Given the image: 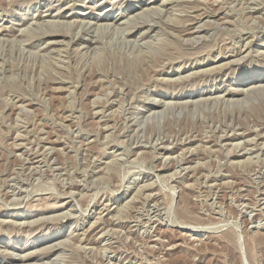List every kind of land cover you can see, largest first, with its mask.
<instances>
[{
	"label": "rangeland",
	"instance_id": "374dc122",
	"mask_svg": "<svg viewBox=\"0 0 264 264\" xmlns=\"http://www.w3.org/2000/svg\"><path fill=\"white\" fill-rule=\"evenodd\" d=\"M263 77L264 0H0V264H264Z\"/></svg>",
	"mask_w": 264,
	"mask_h": 264
},
{
	"label": "bare ground",
	"instance_id": "6f19581e",
	"mask_svg": "<svg viewBox=\"0 0 264 264\" xmlns=\"http://www.w3.org/2000/svg\"><path fill=\"white\" fill-rule=\"evenodd\" d=\"M204 1V0H203ZM252 1V0H251ZM211 2V1H210ZM213 2V1H212ZM206 4V3H205ZM155 5V4H154ZM251 7V6H250ZM182 13V12H181ZM252 13V12H251ZM185 14V13H184ZM49 15V14H48ZM198 17V16H197ZM212 19V18H211ZM212 21V20H211ZM209 22V21H208ZM201 24V23H200ZM222 25V24H221ZM196 27V26H195ZM196 29V28H195ZM198 29V28H197ZM194 30V29H193ZM173 33V32H172ZM54 34H57V33H54ZM194 34V33H193ZM201 37V36H200ZM193 38V37H192ZM190 40V39H189ZM192 40V39H191ZM196 40V39H195ZM72 41V40H71ZM184 41H186V40H184ZM183 41V42H184ZM188 41V40H187ZM69 42V41H68ZM53 43V42H52ZM263 55V54H262ZM149 61V60H148ZM234 61V60H233ZM233 61H230V62H227L224 66H218V68L217 69H215L214 70V74H218V73H220V71H221V69H224V68H226L227 67V65H229V64H232L233 63ZM148 63V62H147ZM102 76V75H101ZM184 78H186V77H184ZM70 80V79H69ZM262 80H264V77L262 78ZM94 82V81H93ZM263 83V82H262ZM172 85V84H171ZM116 86V85H115ZM118 86V85H117ZM60 87V86H59ZM106 87V86H105ZM117 88V87H116ZM68 89V88H67ZM122 89V88H121ZM108 90V89H107ZM122 91V90H121ZM234 93H237V91H233ZM245 93V92H244ZM108 94V93H107ZM240 94V93H239ZM108 96V95H107ZM225 96H231V93L229 92V93H227ZM18 98V97H17ZM95 98V97H94ZM98 98V97H97ZM104 98V97H103ZM225 98V97H224ZM116 99V98H115ZM14 103V102H13ZM8 105V104H7ZM25 105V104H24ZM91 106V105H90ZM17 107V106H16ZM71 108V107H70ZM142 108V107H141ZM116 109V108H115ZM93 111V110H92ZM19 112H21V111H19ZM109 112V111H108ZM111 113H113V112H111ZM96 114V113H95ZM74 115V114H73ZM35 119V118H34ZM27 120V119H26ZM162 121V120H161ZM16 124V123H15ZM20 125V124H19ZM99 127H101V126H99ZM107 127V126H106ZM103 128V127H102ZM106 129V128H105ZM257 129V128H256ZM247 130V129H246ZM250 132V131H249ZM263 132V131H262ZM32 133V132H31ZM236 133V132H235ZM242 133V132H241ZM240 133V136L243 134H241ZM264 133V132H263ZM18 134H19V132H18ZM245 134V133H244ZM227 135V134H226ZM229 135V134H228ZM227 135V136H228ZM237 135V134H236ZM262 135V136H261ZM19 136V135H18ZM234 136H235V134H234ZM230 137L231 136H228L227 138L228 139H230ZM236 137V136H235ZM257 137H259V138H261V137H264V134H262V133H259V134H257ZM128 138V137H127ZM221 138H226V136L225 135H222V136H220V138H219V140L221 139ZM45 139V138H44ZM211 139V138H210ZM148 140V139H147ZM213 140V139H212ZM34 142V141H33ZM207 142V141H206ZM218 142V141H217ZM238 144V143H237ZM244 145V144H243ZM15 146V145H14ZM40 146V145H39ZM51 147V146H50ZM53 147V146H52ZM82 147V146H81ZM231 147V146H230ZM240 147V146H239ZM247 147V146H246ZM254 147V146H253ZM49 148V147H48ZM86 148V147H85ZM168 148V147H167ZM245 148V147H244ZM235 149V148H234ZM246 149H248V147L246 148ZM250 149V148H249ZM262 149V148H261ZM195 150V149H194ZM230 150V149H229ZM239 150V149H238ZM242 150H243V148H242ZM252 150V149H251ZM45 151V150H44ZM52 151V150H51ZM246 151V150H245ZM250 151V150H249ZM48 152V151H47ZM235 152V151H234ZM238 152V151H237ZM242 152V151H241ZM251 152V151H250ZM240 153V152H239ZM46 154V153H45ZM137 154V153H136ZM182 154V153H181ZM181 154H178V155H181ZM192 154V153H191ZM241 154V153H240ZM257 154V153H256ZM233 155H235V156H239L237 153H234ZM259 155V154H258ZM202 156V155H201ZM176 158V157H175ZM213 158V157H212ZM251 158V157H250ZM249 158V159H250ZM257 158V157H256ZM264 158V157H263ZM187 159V158H186ZM179 160V159H178ZM177 160V161H178ZM181 160V159H180ZM207 160V159H206ZM255 160H258V159H255ZM239 161V160H238ZM252 161V160H251ZM176 162V161H175ZM179 162H181V161H179ZM186 162H188V161H186ZM204 162V161H203ZM245 162V161H244ZM254 162V161H253ZM199 163H200V161H199ZM235 163V162H234ZM240 163V162H239ZM252 163V162H251ZM37 164V163H36ZM162 164V163H161ZM198 164V163H197ZM246 164V163H245ZM249 164V163H248ZM38 165V164H37ZM257 165V164H256ZM188 166V165H187ZM186 166V167H187ZM242 166V165H241ZM27 167V166H26ZM162 167H163V164H162ZM162 167H160V168H162ZM191 167H193V166H191ZM195 167V166H194ZM193 167V168H194ZM197 167V166H196ZM201 167V166H200ZM199 167V168H200ZM245 167V166H244ZM190 168V167H189ZM176 169V168H175ZM182 169V168H181ZM186 169V168H185ZM191 169V168H190ZM196 170V169H195ZM198 170V169H197ZM27 171V170H26ZM191 171V170H190ZM176 172V171H175ZM179 172V171H178ZM185 172V171H184ZM189 172V171H188ZM194 172V174H195V171H193ZM187 173V172H186ZM201 173V172H200ZM171 174V173H170ZM169 175V174H168ZM173 175V174H172ZM185 175V174H184ZM201 175V174H200ZM164 176V175H163ZM37 177V176H36ZM161 177V176H160ZM190 177V176H189ZM200 177V176H199ZM223 177V176H222ZM197 178H198V176H197ZM155 179V178H154ZM228 180V179H227ZM224 182V181H223ZM226 183H227V181H226ZM231 183V182H230ZM13 184V183H12ZM210 184V183H209ZM189 186V185H188ZM143 188V187H142ZM141 188V189H142ZM198 190V189H197ZM141 191V190H140ZM87 192V191H86ZM70 196V195H69ZM144 197V196H143ZM154 197V196H153ZM133 199V198H132ZM153 199V198H152ZM15 200V199H14ZM137 200V199H136ZM260 202V201H259ZM4 203V202H3ZM76 203V202H75ZM141 204V203H140ZM152 205V204H151ZM162 207V206H161ZM264 207V206H263ZM120 208V207H119ZM123 208V207H122ZM117 209V208H116ZM121 209V208H120ZM122 210V209H121ZM151 211V210H150ZM123 212V211H122ZM121 212V213H122ZM156 214V213H155ZM119 216V215H118ZM117 217V216H116ZM122 217V216H121ZM189 217V216H188ZM125 220V219H124ZM96 221H98L97 219H96ZM101 222V221H100ZM92 224H94V222H92ZM92 227V226H91ZM145 227V226H144ZM200 227V226H199ZM100 233H101V231H100ZM113 233V232H112ZM122 233V232H121ZM104 235V234H103ZM101 237V236H100ZM103 237V236H102ZM98 238V237H97ZM226 238V237H225ZM230 239V238H229ZM144 242V241H143ZM146 242V241H145ZM174 245V244H173ZM56 246V245H55ZM193 246V245H192ZM53 247V246H52ZM78 247V246H77ZM55 248V247H54ZM83 248V247H82ZM56 249V248H55ZM106 249V248H105ZM102 250V249H101ZM83 251V250H82ZM106 251V250H105ZM102 252V251H101ZM112 252V251H111ZM88 253V252H87ZM105 255V254H104ZM16 256V255H15ZM18 256V255H17ZM22 256H24V255H22ZM22 256H20V257H22ZM105 257V256H104ZM21 260H22V258H21ZM102 260H103V257H102ZM20 264V263H19ZM22 264H23V262H22ZM26 264V263H25ZM30 264V263H29ZM108 264V263H107Z\"/></svg>",
	"mask_w": 264,
	"mask_h": 264
}]
</instances>
